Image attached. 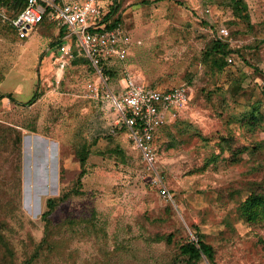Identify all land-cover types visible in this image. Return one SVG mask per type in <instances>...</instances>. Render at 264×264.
<instances>
[{
	"label": "rangeland",
	"instance_id": "rangeland-1",
	"mask_svg": "<svg viewBox=\"0 0 264 264\" xmlns=\"http://www.w3.org/2000/svg\"><path fill=\"white\" fill-rule=\"evenodd\" d=\"M113 5L131 45L110 87L125 71L190 91L155 141L171 199L87 92L89 63L57 64L55 25H0V264H212L181 254L198 238L215 264H264V0Z\"/></svg>",
	"mask_w": 264,
	"mask_h": 264
},
{
	"label": "built area",
	"instance_id": "built-area-1",
	"mask_svg": "<svg viewBox=\"0 0 264 264\" xmlns=\"http://www.w3.org/2000/svg\"><path fill=\"white\" fill-rule=\"evenodd\" d=\"M112 3L113 0H25V7L8 20L20 39L27 38L44 17L55 25L57 36L64 30L55 46L57 64L63 69L79 56L88 61L95 79L87 85V92L109 104L129 142L139 152L149 183L161 197L170 200L158 170L155 141L159 130L189 103L190 91L184 84L168 89L144 85L125 71L116 87H110L105 64H122L131 45L130 34L121 23L104 29L100 22ZM0 17L7 20L3 12ZM219 33L223 37L229 35L224 28Z\"/></svg>",
	"mask_w": 264,
	"mask_h": 264
},
{
	"label": "trees",
	"instance_id": "trees-1",
	"mask_svg": "<svg viewBox=\"0 0 264 264\" xmlns=\"http://www.w3.org/2000/svg\"><path fill=\"white\" fill-rule=\"evenodd\" d=\"M113 3L107 7L108 8L107 12L101 17L100 22L104 24V29H109L115 26L116 24L120 23L118 18H113V15L115 14L117 10V5L114 6ZM24 7H25V0H0V12H3L5 15L9 14L10 19L15 18ZM47 21H48L47 17H44V19L42 20L40 24L45 23ZM6 23L9 24L11 29H14L10 21L3 20L0 17V25L6 24ZM50 23L53 24L52 22ZM63 34H64V30L61 29L59 32V35L57 36L58 40H56L54 44L55 46L59 43L60 37ZM225 48H226L225 43L219 40H215L211 42L209 51L210 53H214V54H224L226 53L224 51ZM77 58L78 57L73 59L71 63L77 60ZM121 65L122 64H119V63L115 65L105 64L104 71L106 74L109 75V77H112L115 75L114 69L120 67ZM3 98L12 99L10 94H0V99H3ZM33 99H34V96L29 102H32ZM54 204H55L54 200L52 199L48 200L49 208H52ZM180 252L183 256L187 257L189 262L197 263L202 260V257H205L209 262H212V264H215L214 263V259H215L214 249L209 244L205 243L201 238H198L193 242H188V243L181 245Z\"/></svg>",
	"mask_w": 264,
	"mask_h": 264
}]
</instances>
